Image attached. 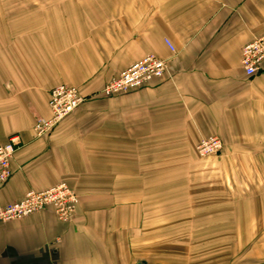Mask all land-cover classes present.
Returning a JSON list of instances; mask_svg holds the SVG:
<instances>
[{
    "label": "crops",
    "instance_id": "0c3cea01",
    "mask_svg": "<svg viewBox=\"0 0 264 264\" xmlns=\"http://www.w3.org/2000/svg\"><path fill=\"white\" fill-rule=\"evenodd\" d=\"M263 32L264 0H0V143L22 141L0 208L60 182L79 195L68 222H0V264L258 258L243 248L264 241V69L247 76L242 50ZM148 54L163 77L100 93ZM60 84L87 99L38 136ZM214 135L223 150L200 156Z\"/></svg>",
    "mask_w": 264,
    "mask_h": 264
},
{
    "label": "built area",
    "instance_id": "2783aa9c",
    "mask_svg": "<svg viewBox=\"0 0 264 264\" xmlns=\"http://www.w3.org/2000/svg\"><path fill=\"white\" fill-rule=\"evenodd\" d=\"M172 52L176 49L167 40ZM242 67L247 76H254L264 69V32L253 37L242 50ZM167 71V63L155 54H148L133 62L117 77L108 81L100 93L115 95L143 87L155 78H161ZM87 97L75 86L60 84L51 89L49 107L51 115L40 117L35 123L38 136L51 132L61 121L72 114ZM22 141L19 135H12L6 143H0V185L12 176V160ZM224 147L219 136L202 139L197 146L200 156L219 154ZM79 203V195L66 182H60L47 189H30L18 201L0 208V222L20 219L52 207L61 221L72 219Z\"/></svg>",
    "mask_w": 264,
    "mask_h": 264
},
{
    "label": "rangeland",
    "instance_id": "374dc122",
    "mask_svg": "<svg viewBox=\"0 0 264 264\" xmlns=\"http://www.w3.org/2000/svg\"><path fill=\"white\" fill-rule=\"evenodd\" d=\"M244 249L254 251V253H257L259 255V257H243L241 255L239 259H236L240 264H264V241L249 243L246 247L243 248V250ZM241 260L243 263H241Z\"/></svg>",
    "mask_w": 264,
    "mask_h": 264
}]
</instances>
